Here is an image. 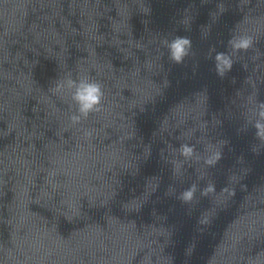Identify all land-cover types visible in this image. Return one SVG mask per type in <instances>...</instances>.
<instances>
[{
    "label": "water",
    "instance_id": "water-1",
    "mask_svg": "<svg viewBox=\"0 0 264 264\" xmlns=\"http://www.w3.org/2000/svg\"><path fill=\"white\" fill-rule=\"evenodd\" d=\"M262 107L264 0H0V264H264Z\"/></svg>",
    "mask_w": 264,
    "mask_h": 264
},
{
    "label": "clouds",
    "instance_id": "clouds-1",
    "mask_svg": "<svg viewBox=\"0 0 264 264\" xmlns=\"http://www.w3.org/2000/svg\"><path fill=\"white\" fill-rule=\"evenodd\" d=\"M232 43L234 48H247L251 43V39L250 37H240L232 41ZM188 44L187 38L177 37L172 40L168 45L172 59L180 62L187 52L186 46ZM217 61V68L221 74L226 68L231 66V61L223 54L217 55ZM56 87L57 89L63 87L72 89L71 96L77 105L78 112V115L71 117L73 122H77L81 117H87L90 112L97 110L103 97L101 84L88 78H82L79 81L69 78L65 83L57 84ZM259 116L261 119L256 121L255 127L257 128V135L264 138V107L259 111ZM183 151L187 154L190 153L191 149L184 147ZM191 196V190L183 193L184 199H190Z\"/></svg>",
    "mask_w": 264,
    "mask_h": 264
}]
</instances>
